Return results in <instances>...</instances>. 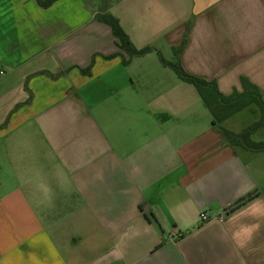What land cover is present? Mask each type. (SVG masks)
<instances>
[{
    "label": "crops",
    "instance_id": "crops-1",
    "mask_svg": "<svg viewBox=\"0 0 264 264\" xmlns=\"http://www.w3.org/2000/svg\"><path fill=\"white\" fill-rule=\"evenodd\" d=\"M108 3L0 0V264H264V152L160 61L264 102V0Z\"/></svg>",
    "mask_w": 264,
    "mask_h": 264
},
{
    "label": "trees",
    "instance_id": "trees-1",
    "mask_svg": "<svg viewBox=\"0 0 264 264\" xmlns=\"http://www.w3.org/2000/svg\"><path fill=\"white\" fill-rule=\"evenodd\" d=\"M40 7L47 8L56 0H36ZM95 19L108 25L111 29L113 37L117 39V46L123 50L130 58L134 56H142L151 51V48L136 49L131 43L127 34L121 28L118 20L109 13H99ZM184 40L182 46L175 50V56L178 57L182 47L185 45ZM161 63L169 66L175 74L184 82L191 84L201 101L205 104L212 117V125L217 127L223 140L228 145L239 146L247 149L253 153L264 152V141L255 142L251 139V135L264 127V102L262 101L259 89L251 84L248 80L241 79L242 92L234 91L230 96L222 95L216 84L212 81L189 75L186 73L181 65L176 62H166L160 57ZM83 72H88L84 70ZM256 105L259 109V119L243 129L240 133L235 134L222 126H219L223 121L228 119L233 114L240 110Z\"/></svg>",
    "mask_w": 264,
    "mask_h": 264
},
{
    "label": "rangeland",
    "instance_id": "rangeland-1",
    "mask_svg": "<svg viewBox=\"0 0 264 264\" xmlns=\"http://www.w3.org/2000/svg\"><path fill=\"white\" fill-rule=\"evenodd\" d=\"M106 3H110L114 0H103ZM108 3V4H109ZM259 109L256 105H251L249 107H246L242 109L241 111L237 112L236 114H233L230 116L223 124L224 128H247L254 122H256L258 118ZM259 131V130H257ZM256 131V132H257ZM254 132V133H256ZM256 133V136H251V139L253 141L255 140H264V132H258Z\"/></svg>",
    "mask_w": 264,
    "mask_h": 264
},
{
    "label": "built area",
    "instance_id": "built-area-1",
    "mask_svg": "<svg viewBox=\"0 0 264 264\" xmlns=\"http://www.w3.org/2000/svg\"><path fill=\"white\" fill-rule=\"evenodd\" d=\"M1 74V73H0ZM200 219L203 221V222H207L210 220V217L206 214V213H200Z\"/></svg>",
    "mask_w": 264,
    "mask_h": 264
}]
</instances>
